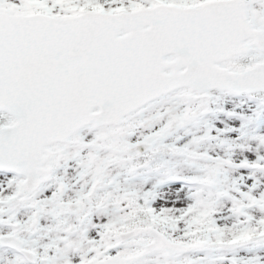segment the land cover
<instances>
[{
  "label": "snow or ice",
  "instance_id": "1",
  "mask_svg": "<svg viewBox=\"0 0 264 264\" xmlns=\"http://www.w3.org/2000/svg\"><path fill=\"white\" fill-rule=\"evenodd\" d=\"M0 264H264V0H0Z\"/></svg>",
  "mask_w": 264,
  "mask_h": 264
}]
</instances>
